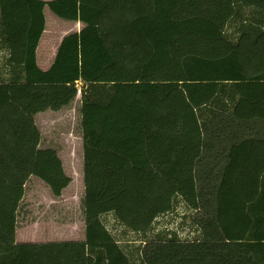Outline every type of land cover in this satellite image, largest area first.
Returning a JSON list of instances; mask_svg holds the SVG:
<instances>
[{"label": "trees", "instance_id": "16d2710c", "mask_svg": "<svg viewBox=\"0 0 264 264\" xmlns=\"http://www.w3.org/2000/svg\"><path fill=\"white\" fill-rule=\"evenodd\" d=\"M46 7L84 26L43 70ZM0 50V264H264V0H0ZM79 92L85 239L17 242L28 179L71 182L36 116ZM181 204L196 238L150 237Z\"/></svg>", "mask_w": 264, "mask_h": 264}, {"label": "rangeland", "instance_id": "374dc122", "mask_svg": "<svg viewBox=\"0 0 264 264\" xmlns=\"http://www.w3.org/2000/svg\"><path fill=\"white\" fill-rule=\"evenodd\" d=\"M46 29L37 49L39 66L49 69L53 64L58 47L63 38L80 31L83 24L64 20L45 8ZM6 51L0 50V70L6 58ZM37 61V62H38ZM81 93L69 106L60 111L48 110L38 113L37 125L42 133L41 148H53L58 152L70 184L55 196L49 185L40 177L32 175L25 184V193L17 212V242H62L85 239L84 214V148L81 125ZM185 206L179 205L175 212L159 217L155 228L149 233L153 237L160 231H177L183 240H194L197 231L192 220L184 221L189 214ZM108 227L117 237L131 241L130 245H140L143 235L128 232L116 223L112 216L107 217ZM143 245V244H141Z\"/></svg>", "mask_w": 264, "mask_h": 264}, {"label": "crops", "instance_id": "0c3cea01", "mask_svg": "<svg viewBox=\"0 0 264 264\" xmlns=\"http://www.w3.org/2000/svg\"><path fill=\"white\" fill-rule=\"evenodd\" d=\"M75 22H78V21H75ZM78 23H80V24H83L82 22H78ZM39 59H37V61H38ZM38 63H39V61H38ZM42 68V67H41ZM43 70H47V69H44V68H42Z\"/></svg>", "mask_w": 264, "mask_h": 264}]
</instances>
